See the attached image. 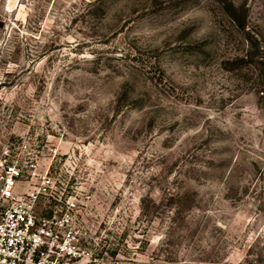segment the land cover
<instances>
[{"label": "rangeland", "instance_id": "obj_1", "mask_svg": "<svg viewBox=\"0 0 264 264\" xmlns=\"http://www.w3.org/2000/svg\"><path fill=\"white\" fill-rule=\"evenodd\" d=\"M0 121L87 264H264V0H0Z\"/></svg>", "mask_w": 264, "mask_h": 264}, {"label": "built area", "instance_id": "obj_2", "mask_svg": "<svg viewBox=\"0 0 264 264\" xmlns=\"http://www.w3.org/2000/svg\"><path fill=\"white\" fill-rule=\"evenodd\" d=\"M17 155L0 147V264H87L83 197L38 153Z\"/></svg>", "mask_w": 264, "mask_h": 264}]
</instances>
